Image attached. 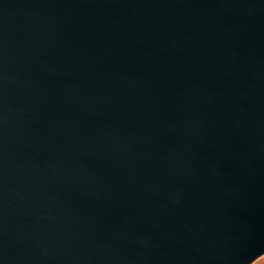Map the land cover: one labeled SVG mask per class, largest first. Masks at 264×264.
<instances>
[{
    "label": "water",
    "instance_id": "obj_1",
    "mask_svg": "<svg viewBox=\"0 0 264 264\" xmlns=\"http://www.w3.org/2000/svg\"><path fill=\"white\" fill-rule=\"evenodd\" d=\"M264 254V0H0V264Z\"/></svg>",
    "mask_w": 264,
    "mask_h": 264
},
{
    "label": "rangeland",
    "instance_id": "obj_2",
    "mask_svg": "<svg viewBox=\"0 0 264 264\" xmlns=\"http://www.w3.org/2000/svg\"><path fill=\"white\" fill-rule=\"evenodd\" d=\"M251 264H264V254L257 258L254 262H252Z\"/></svg>",
    "mask_w": 264,
    "mask_h": 264
}]
</instances>
